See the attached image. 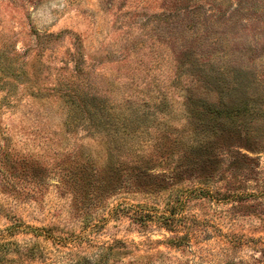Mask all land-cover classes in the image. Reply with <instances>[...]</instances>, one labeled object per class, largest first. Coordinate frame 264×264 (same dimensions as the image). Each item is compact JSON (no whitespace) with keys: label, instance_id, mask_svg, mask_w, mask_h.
<instances>
[{"label":"rangeland","instance_id":"1","mask_svg":"<svg viewBox=\"0 0 264 264\" xmlns=\"http://www.w3.org/2000/svg\"><path fill=\"white\" fill-rule=\"evenodd\" d=\"M0 264H264V0H0Z\"/></svg>","mask_w":264,"mask_h":264},{"label":"trees","instance_id":"2","mask_svg":"<svg viewBox=\"0 0 264 264\" xmlns=\"http://www.w3.org/2000/svg\"><path fill=\"white\" fill-rule=\"evenodd\" d=\"M206 147L202 146L201 148L196 149V151H192L190 149L185 150L184 154L186 155H194L199 153L200 151L202 152ZM201 155V154H200ZM187 156H184V158L182 159L181 162H183V160L186 158ZM206 157V156H204ZM203 157V158H204ZM185 162V161H184ZM184 162H183V166H184ZM124 176L127 178H137V181L139 179H141L144 175L147 178L149 177V174H144L141 170V168H137L135 166H127L126 168H123V170L120 169H115V170H111L106 172L105 176L107 177L106 181H108V185L111 184L109 187H112L115 183V181L120 177V176ZM102 174L100 172L97 171H91L90 173H87L86 170L81 169L80 172L78 173V177H80L82 179V184L80 186V188L78 190H73V196L76 202L75 205H79V203H81L83 201L84 197L87 196H94L97 197V194L94 191L92 192L91 188L95 185V186H103L101 183H98L101 178H102ZM135 176V177H134ZM152 176V175H151ZM155 179L159 180L160 183L162 184L164 181H167L165 176H160V177H156ZM161 188V186L157 187V186H148V187H142L141 189H143L142 191L144 192H150V191H156L159 190ZM113 188H107L105 190V193H109ZM99 192L104 193L103 189L99 190Z\"/></svg>","mask_w":264,"mask_h":264}]
</instances>
